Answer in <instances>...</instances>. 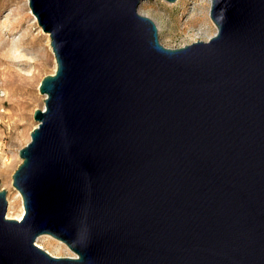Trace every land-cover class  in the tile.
<instances>
[{"label": "water", "instance_id": "95a60500", "mask_svg": "<svg viewBox=\"0 0 264 264\" xmlns=\"http://www.w3.org/2000/svg\"><path fill=\"white\" fill-rule=\"evenodd\" d=\"M142 1L28 0L56 67L0 264H264V0H211L216 33L179 48Z\"/></svg>", "mask_w": 264, "mask_h": 264}, {"label": "rangeland", "instance_id": "374dc122", "mask_svg": "<svg viewBox=\"0 0 264 264\" xmlns=\"http://www.w3.org/2000/svg\"><path fill=\"white\" fill-rule=\"evenodd\" d=\"M211 0H144L138 8L157 26L161 44L179 48L198 40H209L217 31L210 17ZM49 35V34H48ZM43 32L27 0H0V189L14 202L17 189L12 174L21 163L20 148L30 140L37 122L33 112L44 107L41 80L56 67ZM11 216L22 212V204L11 206ZM8 218V217H7ZM10 218V217H9ZM35 243L54 256H75L62 241L48 234Z\"/></svg>", "mask_w": 264, "mask_h": 264}, {"label": "bare ground", "instance_id": "6f19581e", "mask_svg": "<svg viewBox=\"0 0 264 264\" xmlns=\"http://www.w3.org/2000/svg\"><path fill=\"white\" fill-rule=\"evenodd\" d=\"M28 1V0H27ZM47 35H48V33H47ZM48 43H49V48L51 49V51H52V48H51V45H50V38H49V35H48ZM53 52V51H52ZM17 197H15V199H14V202H12L11 201V199H9V203H10V205H9V213H8V218L10 217L11 219H16V220H21V218H22V216H23V213H24V208H23V204H22V197H21V195H20V193H19V191H17ZM7 203H8V199H7ZM20 204H22V212L19 214V215H17V216H11V212H10V209H11V206H13V208L14 207H17V206H19ZM8 210V209H7ZM7 215V214H6ZM41 236V235H40ZM40 236H38L37 237V240H38V238L40 237ZM49 236V235H48Z\"/></svg>", "mask_w": 264, "mask_h": 264}]
</instances>
